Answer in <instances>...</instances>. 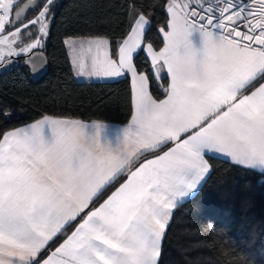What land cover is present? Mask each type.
I'll return each instance as SVG.
<instances>
[{
  "label": "snow or ice",
  "instance_id": "obj_1",
  "mask_svg": "<svg viewBox=\"0 0 264 264\" xmlns=\"http://www.w3.org/2000/svg\"><path fill=\"white\" fill-rule=\"evenodd\" d=\"M14 3L0 0V63L40 47L60 7L43 0L24 22ZM163 7L158 49L134 0L119 36L63 40L78 75L130 81L131 121L115 148L100 140L104 123L49 114L0 133V264H161L172 211L210 173L207 154L264 171V0Z\"/></svg>",
  "mask_w": 264,
  "mask_h": 264
},
{
  "label": "trees",
  "instance_id": "obj_2",
  "mask_svg": "<svg viewBox=\"0 0 264 264\" xmlns=\"http://www.w3.org/2000/svg\"><path fill=\"white\" fill-rule=\"evenodd\" d=\"M130 2L58 0L60 7L50 35L42 46L29 52H45L47 73L32 80L28 67L19 62L0 75V133L34 122L45 114L120 124L130 121V81L77 80L63 43L67 35L119 36L127 25ZM134 2L152 17L148 42L157 49L162 47L163 35L157 28L168 19L163 7L165 0ZM42 7L43 3L28 19ZM142 60L143 54L138 62ZM151 90L154 97L163 98L156 84ZM5 111L11 115L4 116ZM206 159L211 165L209 176L194 196L173 211L162 244L161 264H264V173L213 155ZM119 181L108 188L101 200Z\"/></svg>",
  "mask_w": 264,
  "mask_h": 264
},
{
  "label": "crops",
  "instance_id": "obj_3",
  "mask_svg": "<svg viewBox=\"0 0 264 264\" xmlns=\"http://www.w3.org/2000/svg\"><path fill=\"white\" fill-rule=\"evenodd\" d=\"M67 47V46H66ZM67 51H68V55H69V50L67 48ZM69 58H70V62H71V57L69 55ZM72 65V63H71ZM72 69H73V72H74V75L76 77L77 80H80V81H105V80H116V79H108V78H97V77H88V76H81V75H78L76 70L73 68L72 66ZM155 98V97H154ZM62 118V117H61ZM80 120V119H79ZM84 121L85 123L91 125L92 122H101V123H104L105 127L103 129L100 130V140L102 143H109L113 148H115L117 146V144L120 142V140H122L123 138V129L125 128V126H127L128 123H130V121L126 124H120V123H114V122H104V121H85V120H82ZM32 123V122H31ZM25 126V125H24ZM23 127V126H22ZM86 132L88 133H91L93 132V129L91 127L87 128L86 129ZM45 135L48 139H51V131L50 129H45ZM172 145L171 144H168V145H164L158 153H147L144 157H141V160L143 159H146V158H152L155 154H161L163 151H167L169 147H171ZM207 155H213V156H217V157H220V158H223V159H227L229 161H231V159L229 157H226L224 156L223 154H219V153H209ZM206 155V156H207ZM206 158V157H205ZM232 162V161H231ZM234 163V162H233ZM258 172H261V173H264V171L260 170V169H254ZM211 172V171H210ZM210 174V173H209ZM209 174L205 177V179L209 176ZM123 181V177H120V181L119 182H122ZM205 181V180H204ZM201 182V185L198 187V189L190 194L189 196L187 197H184L180 200H178L177 202V205H179L180 203L188 200L189 198H191L192 196H194L196 194V192L200 189V187L202 186L203 182ZM118 182V183H119ZM118 183L113 187V189L111 191H113L115 189V187L118 186ZM110 191V192H111ZM110 192L108 194H110ZM107 194V195H108ZM106 195V196H107ZM105 196V198H106ZM176 208V207H175ZM174 211V209H173ZM173 211H172V214H173ZM172 217V215H171ZM171 221V219H170Z\"/></svg>",
  "mask_w": 264,
  "mask_h": 264
},
{
  "label": "water",
  "instance_id": "obj_4",
  "mask_svg": "<svg viewBox=\"0 0 264 264\" xmlns=\"http://www.w3.org/2000/svg\"><path fill=\"white\" fill-rule=\"evenodd\" d=\"M42 3L43 0H24L13 10V17L15 16V13L19 11L22 14L21 19L24 21ZM7 60L0 64V75L7 73L20 62L22 65L28 67L31 79L38 80L47 73L49 68L47 56L42 49H36L24 56L12 57V63H7Z\"/></svg>",
  "mask_w": 264,
  "mask_h": 264
},
{
  "label": "rangeland",
  "instance_id": "obj_5",
  "mask_svg": "<svg viewBox=\"0 0 264 264\" xmlns=\"http://www.w3.org/2000/svg\"><path fill=\"white\" fill-rule=\"evenodd\" d=\"M42 9V8H41ZM40 9V10H41ZM39 12V11H38ZM38 12L34 15V16H32V17H30L29 19H27L26 21H24V22H27V21H29V20H31V19H33L37 14H38ZM31 31H32V33H33V36H32V39H35V32H36V29L35 28H33V29H31ZM45 40V39H44ZM44 40L42 41V44H41V46L43 45V43H44ZM29 42H31L30 40H28V39H25L24 41H23V43H29ZM28 53H26V54H23V55H21V56H24V55H27ZM6 58H8V57H5V59ZM71 229H69V231H70Z\"/></svg>",
  "mask_w": 264,
  "mask_h": 264
},
{
  "label": "built area",
  "instance_id": "obj_6",
  "mask_svg": "<svg viewBox=\"0 0 264 264\" xmlns=\"http://www.w3.org/2000/svg\"><path fill=\"white\" fill-rule=\"evenodd\" d=\"M20 1H21V0H15L14 7H15L16 5H18V3H19Z\"/></svg>",
  "mask_w": 264,
  "mask_h": 264
},
{
  "label": "flooded vegetation",
  "instance_id": "obj_7",
  "mask_svg": "<svg viewBox=\"0 0 264 264\" xmlns=\"http://www.w3.org/2000/svg\"><path fill=\"white\" fill-rule=\"evenodd\" d=\"M21 3H22V2H21ZM21 3H20V4H21ZM20 4L16 5V6L13 8V10H14L16 7H18ZM28 17H29V16H28ZM28 17H27V19H28ZM27 19H26V20H27ZM26 20H24V21H26ZM7 59H8V58H6L5 60H7ZM0 64H1V63H0Z\"/></svg>",
  "mask_w": 264,
  "mask_h": 264
}]
</instances>
